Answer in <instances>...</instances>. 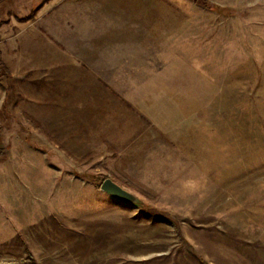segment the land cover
Returning a JSON list of instances; mask_svg holds the SVG:
<instances>
[{
  "label": "rangeland",
  "instance_id": "rangeland-1",
  "mask_svg": "<svg viewBox=\"0 0 264 264\" xmlns=\"http://www.w3.org/2000/svg\"><path fill=\"white\" fill-rule=\"evenodd\" d=\"M204 1L0 0V264H264V0ZM99 34L119 107L75 152L32 80Z\"/></svg>",
  "mask_w": 264,
  "mask_h": 264
},
{
  "label": "crops",
  "instance_id": "crops-1",
  "mask_svg": "<svg viewBox=\"0 0 264 264\" xmlns=\"http://www.w3.org/2000/svg\"><path fill=\"white\" fill-rule=\"evenodd\" d=\"M57 39L63 46V43L66 44L64 36L59 34ZM113 47L112 40L105 35L82 36L72 55L57 48L50 50L47 65L41 70L39 77L36 76L40 80H32L40 82L43 106L46 105L52 111L56 106L59 107V112L56 113L60 114L63 110L61 113L65 115V120L73 113L74 123H67L65 127L83 131L73 133L74 138H80L67 144L74 146L75 152H82V146L92 145L91 141L85 139L92 136L89 135L90 131L93 133L94 130H106L109 127L113 129L104 118L105 113L110 110L107 109V104L112 105L105 88L112 77L109 74L114 62ZM112 106L117 109L119 107ZM64 141L68 143L67 140Z\"/></svg>",
  "mask_w": 264,
  "mask_h": 264
},
{
  "label": "water",
  "instance_id": "water-1",
  "mask_svg": "<svg viewBox=\"0 0 264 264\" xmlns=\"http://www.w3.org/2000/svg\"><path fill=\"white\" fill-rule=\"evenodd\" d=\"M101 192L105 193L111 198L127 204H137L138 199L132 193L126 191L118 184L114 183L110 179H105L99 186Z\"/></svg>",
  "mask_w": 264,
  "mask_h": 264
},
{
  "label": "trees",
  "instance_id": "trees-1",
  "mask_svg": "<svg viewBox=\"0 0 264 264\" xmlns=\"http://www.w3.org/2000/svg\"><path fill=\"white\" fill-rule=\"evenodd\" d=\"M198 4L205 7V8H208L207 2L204 0H198Z\"/></svg>",
  "mask_w": 264,
  "mask_h": 264
}]
</instances>
